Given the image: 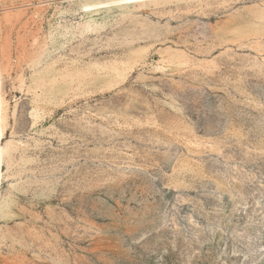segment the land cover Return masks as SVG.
<instances>
[{
    "label": "rangeland",
    "instance_id": "1",
    "mask_svg": "<svg viewBox=\"0 0 264 264\" xmlns=\"http://www.w3.org/2000/svg\"><path fill=\"white\" fill-rule=\"evenodd\" d=\"M0 100V264H264V0H0Z\"/></svg>",
    "mask_w": 264,
    "mask_h": 264
},
{
    "label": "bare ground",
    "instance_id": "2",
    "mask_svg": "<svg viewBox=\"0 0 264 264\" xmlns=\"http://www.w3.org/2000/svg\"><path fill=\"white\" fill-rule=\"evenodd\" d=\"M133 1H139V0H133ZM0 105H1V100H0ZM0 110H1V108H0ZM0 113H1V111H0ZM0 118H1V114H0ZM2 119V118H1ZM0 133H1V131H0ZM2 150V149H1Z\"/></svg>",
    "mask_w": 264,
    "mask_h": 264
}]
</instances>
